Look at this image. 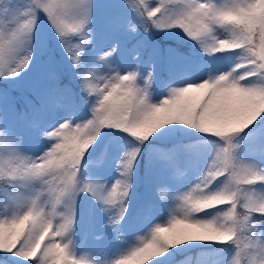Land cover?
I'll use <instances>...</instances> for the list:
<instances>
[{"label":"snow or ice","instance_id":"6c2138e0","mask_svg":"<svg viewBox=\"0 0 264 264\" xmlns=\"http://www.w3.org/2000/svg\"><path fill=\"white\" fill-rule=\"evenodd\" d=\"M94 8L93 0H0V264H170L182 245L225 246L221 264H264V0H116L105 42ZM41 14L59 58L34 43ZM157 33L195 42L207 58L198 74L188 75L190 55L169 48L161 77ZM217 53L235 63L222 70ZM32 139L38 154H27ZM106 139L127 147L111 184L98 172ZM140 157L148 195L133 209ZM199 160L206 166L192 186L174 188ZM82 193L106 216L103 226L145 234L115 258L77 255Z\"/></svg>","mask_w":264,"mask_h":264},{"label":"trees","instance_id":"16d2710c","mask_svg":"<svg viewBox=\"0 0 264 264\" xmlns=\"http://www.w3.org/2000/svg\"><path fill=\"white\" fill-rule=\"evenodd\" d=\"M114 0V6L112 9H110L108 12H94V25L97 30L98 34V40L100 42H105L111 39V36L108 32L105 30V21L106 19L111 15L114 7H115ZM150 3L155 5L158 0H149ZM178 31V30H177ZM182 35V33H181ZM153 39L155 42L160 46L161 52L159 55V65H160V75L161 77H164L166 75L165 68L167 64V49L169 48H175L177 51L183 53L184 55H190L191 56V63L188 65V75L194 76L198 74V71L201 67V59H207L204 57V54L199 50V47L195 45V42L193 41H187L186 43L181 42L180 40H177L174 37L170 36H164L162 34H155L153 36ZM187 40V38H185ZM122 41V47L124 44V38H121ZM34 43L37 47L47 44L48 49L50 51H54V54L57 56V58L62 56V53L58 48L53 49L54 45V38L52 36L51 30L47 24V21L43 17V14L39 17V22L37 25V31L34 34ZM134 43V41H128V46L130 47L131 44ZM150 50H144L143 56L147 58ZM217 56L223 57L222 61L220 62L224 69H227L230 64H234L235 60H230V54L229 53H217ZM66 67V66H65ZM41 64L38 62L34 67L32 72H30L28 75L25 76L23 81V86L29 85L34 77L40 72ZM0 86H3V82L0 81ZM156 91H160L159 86H156ZM13 94L16 95L17 92L14 89ZM153 99H157V97L154 95ZM180 139L179 136L174 138H169L164 141H158V145H168L170 146L172 143L177 142ZM104 143H107L109 145L108 152L106 154L105 162L110 157H115V163H114V178L118 176V173L116 171V166L119 163V158L123 154V151L127 150V147H119L120 144H123V141H115L111 139H106ZM104 143H100L99 147L97 145H93V148H96V151L93 153L92 157L90 159L95 160L103 151H104ZM2 149H0V153H2ZM89 151H92V149H89ZM142 151H147L146 149H142ZM139 160V167L136 170V182L134 185L135 191L131 195L134 197L132 207L133 209L143 202V200L147 197L148 193L146 191V183H145V173H146V163L147 160L144 157L138 158ZM211 163V161H209ZM206 166V161L199 160L196 163H194L192 170L188 174H192L193 179L195 175L198 173L200 168ZM159 174L156 175V178ZM162 176L161 180H166L167 177ZM158 179V178H157ZM160 180V179H159ZM87 194H80L77 196L76 199V205L75 209L78 211L80 208H83L86 210L87 208ZM5 204V197L2 188H0V212L3 211ZM226 208V206H223ZM75 210V211H76ZM84 215L80 214L79 216H76V224L77 222H84ZM80 230V228H79ZM78 230V231H79ZM82 230V229H81ZM76 231V232H78ZM81 235V234H77ZM182 248H188L187 251L181 252L176 254L174 259L170 262V264H213L217 261H219V264L230 258L226 256L225 250L223 249L225 246H194V247H188L185 245L181 246ZM213 248L220 249L219 251H213ZM169 251H175L173 249H170ZM167 255V254H165ZM157 259H163V257H158ZM21 264H25V262H21Z\"/></svg>","mask_w":264,"mask_h":264},{"label":"rangeland","instance_id":"374dc122","mask_svg":"<svg viewBox=\"0 0 264 264\" xmlns=\"http://www.w3.org/2000/svg\"><path fill=\"white\" fill-rule=\"evenodd\" d=\"M93 3L95 5L94 12H108L114 6V0H93ZM120 59L121 57L118 56L117 61L119 62ZM125 59L131 62L130 57H125ZM222 70L227 69H224L222 66ZM27 147L30 150L27 154H31V152H36L38 154L40 144L37 140L32 139L28 142ZM113 168V163L107 162L98 170L99 174L103 177L102 182L106 181L108 184L114 182ZM157 178L160 180L162 179L159 175ZM192 181L193 176L190 173L182 178L181 185H177L173 182V187L179 191H186L184 186L191 187ZM178 194V192L172 193L173 196ZM91 205L92 212L85 214L86 217L84 222H77L76 228L73 232V244L76 247L77 255L83 256L86 260L115 258V255H118V249L123 250L134 245L138 242L139 238L145 234L144 232L137 231L135 227L131 225L123 228L119 234L113 232L110 228L103 226L106 224V216L98 210L96 202L92 200V198ZM82 213L84 214L82 210H76V216H79ZM163 213V209L157 211V215H163ZM160 218L162 219L163 217ZM166 219L167 217H165L163 221L157 220L156 222L166 223ZM213 264H219V262Z\"/></svg>","mask_w":264,"mask_h":264}]
</instances>
